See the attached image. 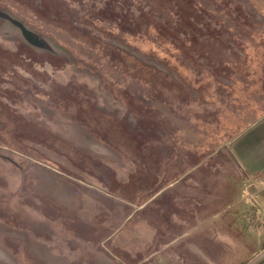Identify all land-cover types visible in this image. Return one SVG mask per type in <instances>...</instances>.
Listing matches in <instances>:
<instances>
[{"label":"rangeland","instance_id":"374dc122","mask_svg":"<svg viewBox=\"0 0 264 264\" xmlns=\"http://www.w3.org/2000/svg\"><path fill=\"white\" fill-rule=\"evenodd\" d=\"M2 19L14 22L30 48L0 45V193L10 196L37 175L54 178L67 184L69 195L56 194L74 211L54 213L42 198L11 202L33 203L56 223L47 242L58 243L47 255L35 249L26 258L8 239L0 264H98L105 257L116 263L118 243L135 246L142 234L163 228L155 205L137 209L147 185L161 184L154 183L159 172L148 146L161 139L192 146L196 163L242 141L237 122L264 117V0H0ZM41 37L75 55V66L96 70L101 87L92 89L83 76L69 80L72 58L32 51L44 48ZM49 78L58 82L48 86ZM31 104L70 118L53 127L51 117L43 123L27 114ZM205 144L207 152L200 150ZM263 185L264 172L219 186L203 234L191 232L208 260L181 246L186 264H264ZM256 211L258 221L243 226V215ZM2 213L0 222L10 226L0 233L14 230L20 218Z\"/></svg>","mask_w":264,"mask_h":264},{"label":"crops","instance_id":"0c3cea01","mask_svg":"<svg viewBox=\"0 0 264 264\" xmlns=\"http://www.w3.org/2000/svg\"><path fill=\"white\" fill-rule=\"evenodd\" d=\"M250 113L249 108L248 118ZM263 120L264 117L254 123L237 122L242 127L240 132L245 134L243 136L245 138L232 146L230 143L221 145L217 151L221 155L220 158L216 157V152L212 157L206 154L202 160L194 163L190 159L194 150L192 146L187 148L185 145L172 144L170 140L164 142L161 139L148 146L146 152L150 154H146L147 159L155 162L159 172L158 178L154 175V183L159 180L161 184L152 188L147 185L142 192V197H146L147 200L140 203L137 209H144L149 204L155 205L157 218L163 228L158 229V232L150 231L149 235L142 234V238L136 240L139 242L135 246L130 241L118 243L121 258L113 263L109 261L111 259L105 257L104 261H98V264H186L187 260L180 255L181 246L187 247L189 254L191 256L194 254L198 261L206 262L208 260L206 255L192 243L191 232L201 231L203 234V227H200L208 224L206 220L209 213L208 202L216 200L219 186L226 187L228 181L247 183V177L249 180L252 174L264 172V125L256 126ZM228 147H233V154ZM200 150L207 152L210 147L205 144L200 147ZM222 150H224L223 154H221ZM178 151H184V153H178ZM250 187L256 191L253 184ZM151 189L152 192H150ZM140 195L141 192L138 191L137 196ZM161 197L163 200L154 204ZM245 213L247 211L242 214ZM259 214L262 213L248 212L247 218L246 214L243 215V226L256 223L258 218L255 217ZM259 220L261 221V218ZM217 226H225V224L220 221ZM204 233L207 231L205 230ZM224 237L220 235L222 241ZM102 240L99 241V246L106 245L107 242ZM110 254L113 253L110 252Z\"/></svg>","mask_w":264,"mask_h":264},{"label":"flooded vegetation","instance_id":"af4514ba","mask_svg":"<svg viewBox=\"0 0 264 264\" xmlns=\"http://www.w3.org/2000/svg\"><path fill=\"white\" fill-rule=\"evenodd\" d=\"M11 22V20H0V45L6 49H11L10 47L13 46L16 47L17 50L20 45L28 47L24 43V40L21 38V36L15 33V30H13L11 26ZM41 40H43L45 44L44 48L42 50L31 49L32 51L39 55H63L68 58H72L74 67H72V70L67 72L68 79H77L79 76H83L85 80H87L85 83L92 89H97L99 87L100 82L96 70L91 69L88 66L87 68L85 67V65L78 64V66H75V63H77L75 60L78 59L75 55L68 54L49 38L41 37ZM57 82L58 81L56 79L52 80L49 78L48 86L51 84L54 85ZM102 107H107V105L103 104ZM27 114L42 119L43 123L44 119L51 117L50 124L53 127L57 128H59L60 126H64V124L70 118V112L68 111H64L57 107L49 105L41 106L40 104H31L27 110ZM37 177L38 178L30 179L31 182H29L27 185L25 184V187L21 186L19 189L15 190V192L11 193L10 196H4V194L0 193V214L1 212H4L2 214L10 213L7 215L8 219H15V217L20 218L18 226L11 225L16 226L15 228L13 227L14 230L8 229L6 233H0L2 244L0 246L1 248L5 249V246L8 242L7 240L9 239V246L17 250L16 252L25 255L26 258H31L30 254L28 253L34 252L35 249L39 250V252L41 250H44L46 255L51 253V251H55L54 246L57 248L58 242H55L53 244L47 242V240L50 239V234L52 233L48 226L58 225L56 223L54 225H50V220L46 216L42 217L39 214L40 212L36 211L35 207L32 208V206H34L33 203L29 202L30 205L25 204V207L22 205L20 208L11 206V202L14 203V201L18 199L20 200V203H22L26 198H30L32 200H35L36 198H42L46 201L47 205H49L50 209L54 213L59 214L62 211H74V208L73 211H71L68 207L64 208V202H66V197L64 195L56 194V192H59L69 195V189L67 188L68 186L65 181L54 178H39L38 175ZM48 183L50 184V186H48ZM48 193H53L54 195L47 196ZM62 200L64 201L63 203ZM0 226L10 225L6 224L4 221L3 223L0 222Z\"/></svg>","mask_w":264,"mask_h":264},{"label":"water","instance_id":"95a60500","mask_svg":"<svg viewBox=\"0 0 264 264\" xmlns=\"http://www.w3.org/2000/svg\"><path fill=\"white\" fill-rule=\"evenodd\" d=\"M13 23H14V22H13ZM15 23H16V22H15ZM20 28H21L20 30L22 31V33H23L24 35H26V36L29 35V34H28V33H27L22 27H20Z\"/></svg>","mask_w":264,"mask_h":264}]
</instances>
